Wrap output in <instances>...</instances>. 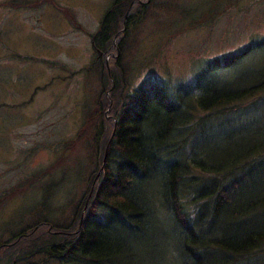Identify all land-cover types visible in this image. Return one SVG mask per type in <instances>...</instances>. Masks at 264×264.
Masks as SVG:
<instances>
[{
    "label": "trees",
    "instance_id": "16d2710c",
    "mask_svg": "<svg viewBox=\"0 0 264 264\" xmlns=\"http://www.w3.org/2000/svg\"><path fill=\"white\" fill-rule=\"evenodd\" d=\"M157 1L209 30L244 0L109 2L90 34L100 92L81 104L86 161L60 177L53 162L7 187L0 202L25 188L39 198L0 240V264H264V33L201 57L185 82L132 85L126 39ZM73 184L76 203L59 205Z\"/></svg>",
    "mask_w": 264,
    "mask_h": 264
},
{
    "label": "rangeland",
    "instance_id": "374dc122",
    "mask_svg": "<svg viewBox=\"0 0 264 264\" xmlns=\"http://www.w3.org/2000/svg\"><path fill=\"white\" fill-rule=\"evenodd\" d=\"M5 1L18 5L5 7ZM110 1L0 0V197L8 186L53 162L64 164L55 168L56 177L64 167L73 170L85 163L90 134L87 142L78 137L81 104L100 92L97 71L91 67L99 56L90 34ZM170 6L157 1L130 29L123 59L131 67L132 85L148 80L185 82L201 57L221 56L244 45L250 35L264 33V0H244L209 30L200 26L201 19H180L176 7ZM118 55L111 51L103 58L107 71L109 60ZM240 118H233L235 124ZM208 129L212 134L215 126ZM70 140L72 148L62 153L63 142ZM86 174L82 172L80 179ZM19 192L0 202L1 241L39 198L37 190ZM63 192L59 205L75 204L80 194L74 184Z\"/></svg>",
    "mask_w": 264,
    "mask_h": 264
},
{
    "label": "water",
    "instance_id": "95a60500",
    "mask_svg": "<svg viewBox=\"0 0 264 264\" xmlns=\"http://www.w3.org/2000/svg\"><path fill=\"white\" fill-rule=\"evenodd\" d=\"M125 16H126V14H125L123 17L125 18ZM121 30H123V29H121ZM106 97H107V93H106ZM107 112H108V109H107ZM104 154H105V153H104ZM104 156H105V155H104ZM103 160H104V159H103ZM100 170H101V168H100ZM100 170H99V172H100ZM99 172L97 173L96 177L98 176Z\"/></svg>",
    "mask_w": 264,
    "mask_h": 264
}]
</instances>
